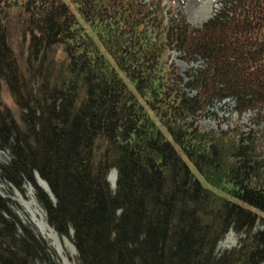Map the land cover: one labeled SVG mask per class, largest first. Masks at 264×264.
<instances>
[{
  "label": "trees",
  "instance_id": "trees-1",
  "mask_svg": "<svg viewBox=\"0 0 264 264\" xmlns=\"http://www.w3.org/2000/svg\"><path fill=\"white\" fill-rule=\"evenodd\" d=\"M177 1L0 0V183L33 187L79 264H264L257 140L190 120L264 108V0H218L199 27ZM171 50L199 64L186 82ZM13 205L0 264H60Z\"/></svg>",
  "mask_w": 264,
  "mask_h": 264
},
{
  "label": "rangeland",
  "instance_id": "rangeland-1",
  "mask_svg": "<svg viewBox=\"0 0 264 264\" xmlns=\"http://www.w3.org/2000/svg\"><path fill=\"white\" fill-rule=\"evenodd\" d=\"M142 1L148 2V0ZM165 4H171L173 8H179L177 0H162V6ZM217 8H219L218 0H185L184 5L181 8V12L187 22L195 27H199L203 22L212 16ZM169 53L171 55L170 62L177 66L179 70V76L182 78L183 82H186V71H188L190 68L198 67L199 64L193 62L186 63L180 54L175 51L171 50ZM185 91L190 96L194 95L193 91L188 92L186 88ZM196 119L197 120H190L193 121L194 124L198 122V124L206 130L221 132L234 128L239 129L243 135L242 144L245 146H247L249 143L247 139L250 140L255 138L258 142V146L255 151L261 152L262 156H259L262 159L264 158V108L261 110H249L239 114L234 110L233 102L231 100H226L216 102L212 106L207 107L203 113H200L196 117ZM114 172L115 171H111L110 174ZM109 184L112 188L114 187L113 184ZM0 194L4 197H9L14 203L13 209L19 218L24 223L30 224L35 229V231L42 238H44V236L39 232L37 226L34 225L32 221H30V218L26 212V204L32 200L34 201L37 211L40 212L41 215L43 214L46 220L45 213L35 198L33 187L30 184H25L21 190L14 189L12 187L8 189L4 184L0 183ZM37 219L41 220V217L38 216ZM257 227L262 226L258 225ZM240 237L243 238V234H237L230 229L225 234L223 239L218 243L217 251L221 252L238 245ZM44 239L54 251L55 255L59 259L60 264H79L76 258V250L72 243L71 234L69 236L57 235L56 241L50 240L48 238Z\"/></svg>",
  "mask_w": 264,
  "mask_h": 264
},
{
  "label": "bare ground",
  "instance_id": "bare-ground-1",
  "mask_svg": "<svg viewBox=\"0 0 264 264\" xmlns=\"http://www.w3.org/2000/svg\"><path fill=\"white\" fill-rule=\"evenodd\" d=\"M115 172L109 175V180L111 184H115ZM39 184L48 191L47 184L38 177ZM50 191V190H49ZM25 205V204H24ZM26 212L28 217L30 218V221L34 223V225L37 226L39 232L44 236V238H48L50 240L56 241L57 240V234L55 231L48 225L46 222L44 215L42 216L40 212L37 211L36 206L34 204V201H29L26 204ZM41 217V220H38L37 217Z\"/></svg>",
  "mask_w": 264,
  "mask_h": 264
},
{
  "label": "water",
  "instance_id": "water-1",
  "mask_svg": "<svg viewBox=\"0 0 264 264\" xmlns=\"http://www.w3.org/2000/svg\"><path fill=\"white\" fill-rule=\"evenodd\" d=\"M38 177H39V175L38 174H36L35 175V178H36V181H37V184L49 195V197L51 198V199H53V197H52V195H51V193H50V191H49V189H48V191L47 190H45L40 184H39V181H38Z\"/></svg>",
  "mask_w": 264,
  "mask_h": 264
}]
</instances>
